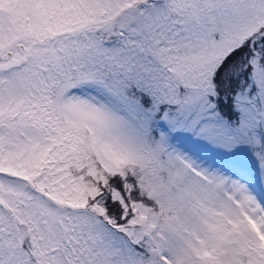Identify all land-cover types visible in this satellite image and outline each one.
Returning a JSON list of instances; mask_svg holds the SVG:
<instances>
[{
	"label": "snow or ice",
	"instance_id": "snow-or-ice-1",
	"mask_svg": "<svg viewBox=\"0 0 264 264\" xmlns=\"http://www.w3.org/2000/svg\"><path fill=\"white\" fill-rule=\"evenodd\" d=\"M0 264H264V0H0Z\"/></svg>",
	"mask_w": 264,
	"mask_h": 264
}]
</instances>
